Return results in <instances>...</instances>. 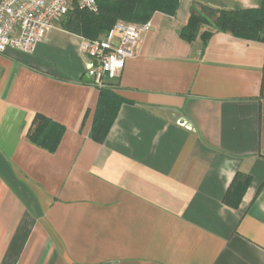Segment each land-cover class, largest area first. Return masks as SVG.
Here are the masks:
<instances>
[{
    "label": "crops",
    "instance_id": "obj_1",
    "mask_svg": "<svg viewBox=\"0 0 264 264\" xmlns=\"http://www.w3.org/2000/svg\"><path fill=\"white\" fill-rule=\"evenodd\" d=\"M263 2L154 10L103 88L63 17L34 52L0 53V264H264V40L180 35L193 3ZM36 114L53 150L27 136Z\"/></svg>",
    "mask_w": 264,
    "mask_h": 264
},
{
    "label": "trees",
    "instance_id": "obj_2",
    "mask_svg": "<svg viewBox=\"0 0 264 264\" xmlns=\"http://www.w3.org/2000/svg\"><path fill=\"white\" fill-rule=\"evenodd\" d=\"M95 3L96 12L74 7L63 17V27L84 38L97 39L105 36L119 21L143 24L149 20V15L154 10H162L171 4L175 6L177 0H95ZM214 31L228 32L249 40H264V2L257 9L234 10H218L205 4L193 3L187 22L181 29V37L188 41L197 38L205 41ZM48 124L44 116L36 114L27 136L38 145L53 150L61 130L55 129L53 135L51 131H46L42 135ZM99 127L96 128L93 137L97 141H103L107 128ZM50 136H53L52 142ZM250 181L249 174L237 171L223 198L224 202L236 207Z\"/></svg>",
    "mask_w": 264,
    "mask_h": 264
},
{
    "label": "built area",
    "instance_id": "obj_3",
    "mask_svg": "<svg viewBox=\"0 0 264 264\" xmlns=\"http://www.w3.org/2000/svg\"><path fill=\"white\" fill-rule=\"evenodd\" d=\"M74 7L97 11L95 0H0V53L9 49L34 52L56 21ZM149 28L148 21L140 25L116 23L101 38H82L81 50L89 58L86 73L96 87L117 81L125 61L136 54L140 38Z\"/></svg>",
    "mask_w": 264,
    "mask_h": 264
},
{
    "label": "water",
    "instance_id": "obj_4",
    "mask_svg": "<svg viewBox=\"0 0 264 264\" xmlns=\"http://www.w3.org/2000/svg\"><path fill=\"white\" fill-rule=\"evenodd\" d=\"M84 79L87 81H91V77L87 73L85 74Z\"/></svg>",
    "mask_w": 264,
    "mask_h": 264
},
{
    "label": "rangeland",
    "instance_id": "obj_5",
    "mask_svg": "<svg viewBox=\"0 0 264 264\" xmlns=\"http://www.w3.org/2000/svg\"><path fill=\"white\" fill-rule=\"evenodd\" d=\"M100 37H101V36H100ZM100 37H99V38H100Z\"/></svg>",
    "mask_w": 264,
    "mask_h": 264
}]
</instances>
